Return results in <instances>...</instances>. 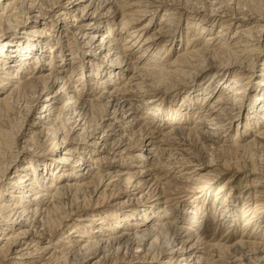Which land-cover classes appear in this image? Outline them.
<instances>
[{
    "label": "bare ground",
    "instance_id": "1",
    "mask_svg": "<svg viewBox=\"0 0 264 264\" xmlns=\"http://www.w3.org/2000/svg\"><path fill=\"white\" fill-rule=\"evenodd\" d=\"M263 35L264 0H0V264H264ZM232 159L259 177L199 203Z\"/></svg>",
    "mask_w": 264,
    "mask_h": 264
},
{
    "label": "rangeland",
    "instance_id": "2",
    "mask_svg": "<svg viewBox=\"0 0 264 264\" xmlns=\"http://www.w3.org/2000/svg\"><path fill=\"white\" fill-rule=\"evenodd\" d=\"M59 8V6L58 7H56L54 10L56 11L57 9ZM162 9L163 8H159L158 10H157V12L154 14V16L151 18V21H150V26H147L146 27V30L142 33V38L144 39V37L146 36V35H148L149 34V32L153 29V27L154 26H151V24L153 23V25H154V23H158V22H160V18H161V16H162V13H163V11H162ZM148 19H149V16L148 15H146V16H144L143 17V20H142V23H146L147 21H148ZM186 22L187 21H185V19H183V20H181L180 21V30H181V36L179 35V37L177 36V38H176V41H175V45L172 47V48H165V51L163 52V54H164V56H166V58H165V62H170V61H172L174 58H175V56H176V53H177V51H179L180 49V52H182V50H183V48L186 46L185 45V43H186V39L187 38H189V36H190V34H189V32L188 33H186V27H187V25H186ZM118 28L119 26H115V28ZM214 29V28H213ZM190 30V29H189ZM118 31V30H117ZM214 31V30H213ZM195 33H196V31H195ZM193 35H194V33H192ZM186 36V37H185ZM101 39V37L99 36V38L97 39V40H100ZM201 41H204V38L203 37H200L199 38ZM260 42H261V46L259 47V49L256 51V57H254L255 55H250V57H249V59L250 60H253V59H255V60H253V70L251 71V74H249V85H253V86H256L258 83H257V81H256V79H260L261 78V74L263 73H261V71H260V69H261V67H262V60L264 59V35L260 38ZM160 42H158V41H156L155 42V45H153V48H155L156 49V47H157V45L159 44ZM263 43V44H262ZM187 48H188V50H191L192 49V46H190V44L188 45V46H186ZM140 51V50H139ZM137 52V51H136ZM136 52H134V54L133 55H131V59H134V56H136L137 54H138V52L136 53ZM166 59H167V61H166ZM264 61V60H263ZM46 65L48 66L49 64L48 63H46ZM263 68H264V65H263ZM212 70H213V68L211 67V68H209L208 69V73H207V78L210 76V73L212 72ZM261 73V74H260ZM209 74V75H208ZM230 75H232V74H230ZM191 76V77H190ZM195 76H192V75H189L188 77H185V79H183L181 82L183 83L184 81L185 82H188V81H191L193 78H194ZM215 77V74H213L212 75V77H211V79L212 78H214ZM228 77V76H227ZM258 77V78H257ZM232 78V76H229L228 78H227V81L226 82H228L230 79ZM199 79V78H198ZM198 79L197 80H195V83H197V84H202L204 81H203V79L200 81H198ZM225 79H226V77L224 78V79H222L219 83H221L222 81H225ZM225 82V83H226ZM179 83H180V81H179ZM224 83V84H225ZM174 84H176V83H174ZM196 84V85H197ZM59 86H60V84H59ZM173 85H168V86H166V87H163V88H161L160 90L161 91H165L166 89V91L164 92L165 93V97H163L164 98V100L163 101H165V110H166V102H168L169 100V98L171 99H173V95L174 94H180L181 93V91L183 90V89H181V90H176V91H174V92H172L173 90H175V88L173 89V88H171ZM248 87V89H247V91H246V101H245V103L243 104L242 103V101H241V103H239V104H241V106L243 105V113H242V111H241V119L240 118H238V120L240 121V123L242 124L243 123V120L245 119V112L248 110V108L252 105V102L254 101V95H255V92L254 91H252V90H254V88H252V87ZM56 88H58V85H57V87ZM223 88H224V86H223ZM176 92V93H175ZM182 94V93H181ZM211 95V94H210ZM180 96V95H179ZM181 97V96H180ZM180 97H178L177 96V98H176V100H178V98H180ZM169 103V102H168ZM206 103H208V100L205 102V104ZM238 103V102H237ZM194 118H196L195 116L193 117V119ZM28 123H30V117H27V119L25 120V122H24V124H23V128L21 129V131H23V132H26L27 131V127H28ZM238 124V123H237ZM237 124H235V125H233V126H231V128H230V132H226V134H227V137H228V139H227V143L226 144H232L233 143V140L235 139L234 137H235V135L237 136V135H240L239 133H238V131H235V129L237 128ZM238 126H240V125H238ZM164 128L165 127H167V125H165V126H163ZM163 127H161V128H163ZM240 130V129H239ZM235 131V132H234ZM241 131V130H240ZM255 131V129H252L251 131H249V134H246V135H240V136H237V137H241V139H243V142L241 141V143H246V142H248L251 138L253 139V138H258V137H256V132H254ZM261 136V135H260ZM239 139V138H238ZM58 145V144H57ZM57 145H54V143L53 142H51V141H49V142H46L45 144H42L41 145V147L40 148H43V149H46V150H49V149H57L58 148V146ZM55 146V147H54ZM43 155H45V154H43ZM234 159H232V161H228V166H226L223 162H221L220 163V165L218 166V173H220V175L219 176H216L215 175V177H213L212 178V181L210 182V188L209 189H207V191H203V192H201L200 194H198L196 197H194V198H198V202H199V199H201L200 200V202L199 203H201L202 202V200H203V198L204 199H212V197L215 195V193H217L216 192V189L217 188H219V186L221 185V184H223L224 182H227L228 184L227 185H225L224 184V186H225V189L223 190V192L224 191H226V192H228V190H230V192H232L233 194H235V196H237L238 195V193L241 195V191H242V189L245 187V185H244V181H251V184L249 185V186H252V184H253V180L254 179H257L258 177H259V174L257 173V172H255V171H252L251 170V168L249 167V165L248 166H246V165H243L242 163L241 164H239V163H237V160H235V161H233ZM243 165V166H242ZM245 166V167H244ZM216 172V173H217ZM209 175L211 174V172L210 173H208ZM258 176V177H257ZM208 186V187H209ZM208 187H206V188H208ZM259 186L258 185H256V187L255 188H258ZM259 189V188H258ZM257 189V190H258ZM257 190H255V189H253L252 191V193L254 194L255 193V191H257ZM184 193V195H182V199L184 200V199H190L192 196H191V194L189 195V193L188 192H186V191H184L183 192ZM220 194V193H219ZM218 194V195H219ZM186 195V196H185ZM119 199H117L116 197H112V198H108V201L110 202V203H113V202H115V201H118ZM179 200H181V199H179ZM174 201H175V198H172V200H170L169 202L170 203H174ZM214 201V202H213ZM176 202V201H175ZM212 202L213 203H216V199L215 200H212ZM102 208V210L101 211H106V210H112L113 208L112 207H110V206H107V207H104L103 208V206L101 207ZM241 207H239V206H237L236 208H234V215H235V217L238 219L237 220V229L236 230H234V232H232L231 234H232V238H231V242L233 243V242H236V241H238L240 238H241V231H240V228H241V226H242V223H244V218L242 217V212H241ZM88 211V210H87ZM86 211V212H87ZM116 212H114L113 214H115ZM224 228V227H223ZM222 227H219V228H217L216 230H215V233L213 234V236H215V235H220L221 234V232L222 231H224V229H223ZM208 234V236H212L211 235V233H207ZM244 236V235H243ZM178 257V256H177Z\"/></svg>",
    "mask_w": 264,
    "mask_h": 264
}]
</instances>
